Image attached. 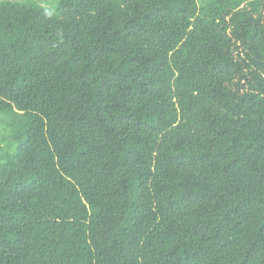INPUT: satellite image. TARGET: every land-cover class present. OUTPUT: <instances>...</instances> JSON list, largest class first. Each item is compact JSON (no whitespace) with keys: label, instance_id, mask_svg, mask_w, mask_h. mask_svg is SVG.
<instances>
[{"label":"trees","instance_id":"trees-1","mask_svg":"<svg viewBox=\"0 0 264 264\" xmlns=\"http://www.w3.org/2000/svg\"><path fill=\"white\" fill-rule=\"evenodd\" d=\"M0 264H264V0H0Z\"/></svg>","mask_w":264,"mask_h":264}]
</instances>
